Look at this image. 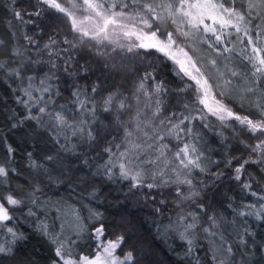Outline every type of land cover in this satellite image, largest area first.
Returning <instances> with one entry per match:
<instances>
[{
	"label": "trees",
	"instance_id": "obj_1",
	"mask_svg": "<svg viewBox=\"0 0 264 264\" xmlns=\"http://www.w3.org/2000/svg\"><path fill=\"white\" fill-rule=\"evenodd\" d=\"M37 9L40 10L38 16L24 14L23 19L14 16L15 11L35 13ZM261 16L264 17V11ZM255 23L264 27V19ZM168 30H174L171 24ZM65 39L76 43L77 47L73 49ZM230 39L218 45L220 54L197 40L180 37L179 43L197 60L210 83L223 85L225 79H230L233 86L243 85L245 76L252 79L251 66L240 56L241 46L237 44L236 36L233 46ZM53 40L55 44L51 43ZM0 41V65H3L0 68V164L15 169L9 171L6 178L0 177V197L11 193L23 201L19 206L6 207L13 215L8 226L24 237L16 241L11 253H0V264H53L58 259L55 255L57 245L48 241L39 228V220L47 216L48 211L55 221L63 220L67 225L72 223L70 214L80 215V226L85 227L79 236L81 241L74 244L76 248L71 246L76 254H90L94 229L103 224L105 238L124 237L117 253L123 257L131 251L134 260L129 264H220V261L224 264H264V210L259 207L264 203L261 199L264 197V164L248 163L242 170L241 180L234 178V170L240 163L258 159L256 153L241 143L247 141L254 145L256 139L246 131L241 132L236 122H231L234 132L206 110L207 121L196 119L191 122L189 126L200 137L198 147L207 158H202L205 172L192 169L188 176L192 185L132 188V182L121 178L118 168L112 170L114 174L109 178L101 167L110 156L106 148L117 154L124 150L125 127L138 110H142L139 120L151 125L150 134L159 133L165 137L158 143L167 145V149L162 150L166 158L173 161L170 167L178 163L173 154L189 138L184 137L181 141L174 135L169 136L171 125L167 120L171 118L176 123L181 113L189 114L184 105L191 106L195 101V84L183 73L177 75L179 68L172 60L154 49L148 50L147 54L140 50L139 56L124 59L115 57L110 60L98 56L94 49L79 43L63 14L39 4L38 0H0ZM46 44L48 48L44 47ZM224 47L234 50L223 52ZM209 58L217 60L220 71L225 73L223 77L207 64ZM113 63L117 64V70L105 67ZM229 69L240 72L241 77H231ZM13 70H18L20 75H15ZM146 72H152L155 77V80L145 81L150 93L156 82L162 81L164 85V90L159 95H152L150 101L142 91L137 93ZM186 85L193 88H186ZM93 86L97 87L96 93L91 91ZM45 87L50 91H36ZM259 87L264 90V82ZM25 89H30L34 96L43 95L47 103L43 124L24 119L29 109L17 98L26 99ZM221 90L214 89L216 92ZM74 92L80 93L79 100L94 98V114L88 111L91 103L81 110ZM110 93L118 94L126 104H131V110H118L114 103L111 111H104L103 100ZM136 95H139L138 103ZM157 99L160 100V113L153 116ZM149 102L151 107L146 106ZM223 102L240 115L259 119L256 109L250 108L247 102L241 108L240 96L236 92L231 93V98L225 97ZM44 106V103L32 105L31 114L40 115L38 108ZM56 112H63L69 124L87 121L86 128L92 131L94 139L90 140L86 132L76 131L73 135L74 129L67 126L51 130L53 122L49 114ZM161 121L165 123L161 124ZM205 123L208 127L204 126ZM57 132L63 134L58 136ZM137 137V142L144 141L140 133H134L132 139ZM259 138L264 139V136ZM8 145L14 149L11 155L7 152ZM157 155L159 153H152L148 158L155 159ZM232 158L236 159L228 165L227 161ZM163 161L164 157H161L157 161L159 167H146L158 171L164 166ZM165 171L168 176H173L170 170ZM153 182L150 178L145 181ZM155 182L159 184V178ZM244 183H250L251 187L245 189ZM177 187L181 195H177ZM252 192L257 195H251ZM33 200L34 204L31 203ZM252 204L256 205L255 209L246 207ZM85 206L91 208L92 219ZM29 210L33 215H29ZM257 211L261 213L259 219L255 215ZM239 212L246 214L241 216ZM249 212L252 214H247ZM95 213L100 214L99 219ZM180 217L185 219L180 220ZM188 223L194 227L185 232ZM5 233L0 232V236ZM181 233H184L183 239ZM7 236L10 240L11 236ZM241 237L245 241L243 244L240 243ZM70 244V240H66L65 246ZM227 245L233 248L231 257L226 252Z\"/></svg>",
	"mask_w": 264,
	"mask_h": 264
},
{
	"label": "snow or ice",
	"instance_id": "obj_2",
	"mask_svg": "<svg viewBox=\"0 0 264 264\" xmlns=\"http://www.w3.org/2000/svg\"><path fill=\"white\" fill-rule=\"evenodd\" d=\"M39 4L47 6L48 9L55 10V12L63 14V16L70 23L72 32L78 37L81 45H87L94 49L95 54L103 56L108 59L120 57L121 59L129 56H139L140 50H144L147 54L148 50L155 49L157 52L163 53L165 57L172 60L179 67V72L184 76L195 82V87L186 85V88H193L195 94V101L191 106L185 104V110L188 115L180 114L176 123L169 118L167 123L171 125L168 129V135H174L177 140H184L188 137V141L183 142V146L179 147L173 154L174 161H177L175 167H170L173 161L166 158L165 151L167 145L162 142L165 137L159 133L150 134L149 128L151 125L146 121H140V113L138 110L136 116L130 118V122L125 127V137L122 142L124 150L117 153H112L111 148H106L105 151L110 153L108 161L101 167L105 172L112 177L113 169L118 168L121 178L130 180L132 188L147 187L153 189L159 186H168L169 184L176 185H192V180L188 178L192 169H199L200 172L206 171V166L202 161L204 152L198 147L200 140L199 134H194L193 129L189 126L193 120L199 119L207 121V114L215 117L223 126L233 128L231 122H236L240 127L241 132H247L256 139L254 145L248 144L247 141H241L248 147L252 153L258 155V159L245 160L235 168V179L241 180V173L245 165L248 163L264 164V90L259 87L261 82H264V27L255 21L264 19L261 12L264 11V0H38ZM255 13V14H254ZM40 15V10L37 9L35 13H22L15 11L14 16L18 19H23V15ZM31 23V21H28ZM171 24L174 30H168V25ZM233 34L237 38V44L240 47V56L247 64L251 66V77L249 80L247 76L244 77L243 85H232L230 79H225L224 84H212L210 78L198 66L197 60L189 54L179 43V38L197 40L201 44H206L209 49H213L218 54L221 53V48L218 45L224 44L226 39H230ZM31 39L30 37H25ZM213 38L215 43H213ZM2 43V41H0ZM55 44L56 41H51ZM65 43H69L74 49L77 47L76 43L65 39ZM48 48L49 45H45ZM234 49L227 47L223 48V52H230ZM65 52L68 49H64ZM195 51V50H193ZM207 64L212 66L217 72V75L223 77L224 72L220 71L216 59L209 58ZM55 66V65H53ZM3 65H0L2 68ZM106 68L117 70V64L105 65ZM227 67V66H225ZM67 70V69H66ZM15 75L19 76L18 70H13ZM231 77H241V73L229 69ZM32 77H29L31 80ZM155 80L152 72H146L144 77L140 80L137 93L143 92L145 97L151 99L152 95H159L164 90L162 81L156 82L153 91L150 93L145 81ZM41 84L44 81L40 82ZM249 84L255 87L248 86ZM222 88L223 90L216 92L214 89ZM182 89L181 91H183ZM37 92L47 93L49 88L36 89ZM91 91L97 92V87L93 86ZM236 92L240 96L241 108H244L247 102L250 108L254 107L259 115V119L253 120L249 115H240L223 102L225 97L231 98V93ZM74 97L79 100L80 93L74 92ZM26 99H20L18 102L24 104L29 109V114L24 118L28 120H36L43 124L44 116L47 114V103L43 99V95L34 96L30 89L24 90ZM219 97V98H218ZM137 103L139 102V95L135 96ZM31 102V104H30ZM50 102V101H49ZM44 103V107L38 108L40 115H32V105ZM81 110L83 111L87 104L91 103V109H88L92 114L95 113L96 103L94 98H85L79 100ZM115 103L118 110H131L132 105L126 104L125 100L119 98L118 94L110 93L104 100V111H111ZM156 108L153 116L160 113V100L155 101ZM147 107H151L149 102ZM199 106H203L202 108ZM63 107V106H62ZM196 113V115H193ZM52 120L50 125L51 130L56 131L62 126H67L74 129L73 135L76 131L81 134L87 133L88 138L94 139L92 131L86 128L87 121H80L79 124H69L63 112H56L49 114ZM176 114H173L175 117ZM119 119V117L117 118ZM187 122V123H186ZM164 124V121L160 122ZM17 125H13L16 127ZM208 127V124H204ZM235 132V128H233ZM134 133H140L144 137V141L137 142L132 139ZM63 133L57 132V135ZM183 134V136L181 135ZM152 140V143H147ZM120 148L121 145H115ZM7 152L11 155L14 149L8 145ZM152 153H159L155 159L148 158ZM31 156V154H29ZM164 157L163 167L159 170L150 169L146 165H157V161ZM51 160L52 157H47ZM232 158L227 161L228 165L233 162ZM157 167H159L157 165ZM165 169L170 170L173 176H168ZM9 169L3 164H0V177L6 178ZM264 171V169H262ZM218 175V174H213ZM167 176V178H165ZM151 179L153 183H145L146 179ZM159 178L160 183L155 181ZM243 187L249 189L250 183H244ZM177 195H181L180 188L176 189ZM199 195V193H194ZM251 195L256 196V192ZM187 198V197H185ZM261 199H264L262 197ZM23 203L21 199L16 198L9 193L6 196L0 197V232H6L11 236V239L6 243H0V253H11L12 246L18 239H23V234L18 233L14 227L8 226V222L13 220V215L10 213L8 206H19ZM35 203V200L31 201ZM163 203V201H161ZM250 209H255L256 205H247ZM261 210H264V203L259 205ZM246 213L239 212L238 215L244 216ZM251 215L252 213H247ZM29 215H33L29 210ZM256 217L261 218V213L257 211ZM97 219L100 214L95 213ZM180 217V220H184ZM209 219H212L210 217ZM40 227H44L43 224ZM194 227V224L188 223L185 227V232ZM206 232L208 229H204ZM96 239L104 236V225L94 229ZM181 238H184V233H181ZM52 242L57 245L55 248V255L58 258L53 261V264H129L133 262V254L131 251L124 254L123 258L116 255V250L121 247L124 237L117 236L115 240H108L106 243L101 242L97 244L96 251L91 255L76 254L71 247H66L65 243L61 241L58 236L51 237ZM223 241V237H221ZM191 243V241H189ZM240 243L245 241L243 237ZM222 247L224 245L222 244ZM226 252L229 257L233 256V248L231 245L226 246ZM78 257V258H76ZM224 264V261H220Z\"/></svg>",
	"mask_w": 264,
	"mask_h": 264
},
{
	"label": "rangeland",
	"instance_id": "obj_3",
	"mask_svg": "<svg viewBox=\"0 0 264 264\" xmlns=\"http://www.w3.org/2000/svg\"><path fill=\"white\" fill-rule=\"evenodd\" d=\"M234 37H235V35L233 34V36L230 39V43L232 44V46H233V44L235 45V42H236L234 40ZM176 66L178 67V65H176ZM194 84H195V82H194ZM85 210L89 214L88 217L90 219H92L93 215L91 213L92 212L91 208L89 206H85ZM69 219H71L70 223L72 222L70 225H67L65 223V221H63V220L55 221V219L52 216V213H50V211H48L47 216H45L43 219L39 220L40 225L43 224L44 227L42 228L39 226V228L44 231V234L46 235L48 241H50L51 243H53L51 237L52 236H58V238L61 241H63L65 243V245H66V240L67 241L70 240L71 244L69 245V247L72 246V247L76 248V246L74 244L81 241L82 238H80L79 236L83 232V228L85 226H80V225H82V220H81L80 215L78 213L70 214ZM166 228L170 229L171 227L166 226ZM73 239H75V240L73 241ZM91 239L93 241V246H91L90 254L88 256H91L96 251L98 243H101V242L106 243L108 240H110V239L105 238L104 236L100 237L99 240H97L96 236H95V232H93ZM8 240H9V237L7 236L6 233L4 235L0 236V243H6ZM117 250H116V255L122 259L123 257H120L118 255ZM79 254L86 255L83 252H80Z\"/></svg>",
	"mask_w": 264,
	"mask_h": 264
}]
</instances>
